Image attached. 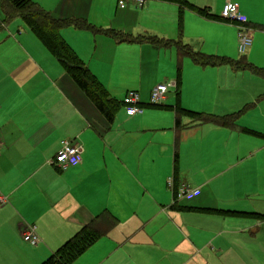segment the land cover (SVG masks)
I'll use <instances>...</instances> for the list:
<instances>
[{
	"label": "crops",
	"instance_id": "1",
	"mask_svg": "<svg viewBox=\"0 0 264 264\" xmlns=\"http://www.w3.org/2000/svg\"><path fill=\"white\" fill-rule=\"evenodd\" d=\"M33 1L55 17L93 18L91 24L99 30L155 35L181 41L194 51L217 53L226 52L212 41L224 38L229 27L221 11L230 1L240 6L253 42L254 31L255 37H264L257 26L264 24V0H188L219 18L185 8L181 27L178 4L148 0L143 8L153 20L129 28L123 20L143 14L136 4L97 1L104 13L96 16L91 14L95 0ZM4 13L0 8V195L7 200L0 206V264H11L10 259L13 264H40L96 215L106 213L114 217V227L70 264H264V133L242 119L230 128L189 117L177 130L174 107L219 110L214 101H220L224 86L225 78L218 76L223 67L260 75L230 65H197L175 45L118 42L103 32L91 40L90 29L63 27L60 33L67 42L71 37L65 31L88 41L70 44L113 98L114 70L128 62L120 53L137 51L141 76L138 83L121 77L124 88H132L120 96L137 89L143 110L133 116L124 113L115 132L121 143L111 144L108 135L116 116L109 125L38 35L17 20L22 17L5 23ZM233 24L238 48L239 23ZM159 66L168 70L164 78L176 86L179 76L180 84L169 90L164 105L151 106L148 99L156 82L147 86L143 78ZM186 70L216 71V76L207 87L191 85L185 93ZM63 140L82 146L79 165L60 169L51 163ZM170 177L199 193L175 198ZM31 226L40 242L31 244V254H22L23 232Z\"/></svg>",
	"mask_w": 264,
	"mask_h": 264
},
{
	"label": "trees",
	"instance_id": "2",
	"mask_svg": "<svg viewBox=\"0 0 264 264\" xmlns=\"http://www.w3.org/2000/svg\"><path fill=\"white\" fill-rule=\"evenodd\" d=\"M174 2L179 5V27L182 26L183 11L190 9L199 15L218 19L217 15L209 12L207 8L198 7L188 0H164ZM9 16H20L28 24L31 30L38 35L49 51L59 60L65 72L74 82L75 86L91 101L96 110L112 125L117 111L123 101H119L110 95L107 88L90 71L84 61L73 50V48L62 37L60 30L68 25H73L77 29H90L94 33L103 32L114 37L118 42H142L148 41L157 45H175L178 47L180 55H189L193 62L200 66H222L230 65L234 70L251 69L261 77H264V67H256L250 61L239 58L234 59L228 56L207 54L205 52L194 51L191 46L184 45L181 41L175 42L171 39L160 38L155 35L132 36L114 30H99L86 20L80 18H59L50 11L33 0H2ZM258 28L264 30V24H257ZM245 61V63H243ZM243 63V65L241 64ZM179 76L176 79V88L180 84ZM151 106H161L162 104H150ZM175 128L180 130L183 126L182 119L189 117L198 123H213L220 126L235 128L238 126L240 113L216 114L195 109H188L179 104L175 106ZM173 108V107H172ZM178 143L175 142L174 165L178 163ZM177 186L174 180V194ZM176 198V197H175ZM106 216V217H104ZM109 217V218H108ZM107 219V220H103ZM115 225L114 217L108 213L96 215L88 224L84 225L75 235L69 238L63 245L56 249L48 258L40 264H70L81 254H83L105 231Z\"/></svg>",
	"mask_w": 264,
	"mask_h": 264
},
{
	"label": "rangeland",
	"instance_id": "3",
	"mask_svg": "<svg viewBox=\"0 0 264 264\" xmlns=\"http://www.w3.org/2000/svg\"><path fill=\"white\" fill-rule=\"evenodd\" d=\"M97 1H101L105 3L106 0H95V2ZM99 3L100 2L95 3V6L92 7L91 14L96 15V16L103 15L104 12H103V9L99 6ZM145 3L147 5L148 0H145L144 4ZM144 4L142 6L137 5L138 7H142V8H137L138 12L143 11L142 15H140L139 17L130 15L128 18L123 20L122 25L129 28V27H132L135 23L140 22V20L151 22L153 20L152 18L153 14H149V12L146 11V8L145 7H144L145 9L143 8ZM0 8L1 10L2 9L6 10V7L1 2H0ZM9 12L10 11H8L7 14L4 13L6 17L5 23L11 21L12 18H14V16H11V17L9 16L10 14ZM17 20H19V22H25L23 18L22 19L20 18ZM89 20H88L89 23H94L93 18H90ZM233 22L237 23L236 21H233ZM233 22L230 21L227 23L229 24V27L225 29L224 31V38L222 37L223 38L222 41H221L222 38L219 40L212 41V43H214L215 46H220L221 50H224L226 52L225 53L206 52V51L204 52L210 53V54L224 55V56L226 55L234 59H239V58L248 56L247 59L253 62L254 65L264 67V37H261V36L255 37L257 32L254 31L255 32L254 33L255 43L253 42L252 44L253 50H251L252 47L250 48L252 52L249 50L247 53L242 54L238 51L237 43L233 44L234 38H233L232 33L236 27V24H233ZM230 27H233V28H230ZM66 28L75 29V27L72 25L65 26L64 29ZM65 32H67L70 35L71 37L70 43L72 45H73V41L75 40L83 44H86L88 42L87 40L79 38L77 32L76 33H74L73 31H65ZM91 33H92L91 40H93V37L95 34L93 31H91ZM67 43L71 46L69 42ZM205 46L207 48L210 47L207 41L205 43ZM250 53L252 54L253 57H250ZM119 57H121L120 58L121 60L128 59V62L125 63L124 65L116 66L114 70V75L116 79L112 83L114 91L113 92L111 90L110 91L112 92L111 94L113 96H116V98L118 97L123 101L124 97L120 96L121 93L125 89H131L132 87L124 88L125 86L123 84V79H121V77L135 79L138 83V80L141 74H140V68H139V59L137 58L136 50L131 51V52L130 51L121 52ZM243 63H245V61ZM243 63L241 62L242 65ZM225 70L226 69L223 67L218 75L220 79L225 78L224 86L221 87V95H220L221 102L217 100L214 101V105H217V102L220 103V104L218 103L219 110H211L210 112H214L216 114L225 113V112L238 113V114L240 113L239 120L242 119L244 122L248 123L249 125L260 128V132L264 133V77H259L253 74L249 70L240 71L236 73L233 72L232 69H227L229 71H225ZM167 71L168 70H163L162 67L159 66V68H156L153 70V74H149V75L145 74L143 78L145 85L148 86V85L154 84L155 82H156L155 85H157L161 83V81L173 82V80L170 79L169 77L164 78ZM215 72L216 71H214V73L210 75L209 72L201 74V73H196L192 71L188 72L186 70L185 76H184L185 93H188L190 91L191 85H195L198 88L207 87L211 82V78H214L216 76ZM175 88H176L175 86L170 87L169 89L170 92H174ZM227 97L228 99L226 100ZM150 102H151V99L149 97L148 103ZM220 109H223V110H220ZM125 112H126V107L124 105H121L116 115V121H115L116 125L114 127L115 129L111 131L108 135V137L112 136L111 142H109L111 144L114 142L121 143L120 138L116 136L115 132L117 130L116 128H118L117 124H120L121 120L125 118L124 116ZM22 240L23 242H25V244L24 245L22 244L21 253L27 254V255L31 254L33 246H31V244H29L28 242L24 241V239ZM47 255L48 254H46V256ZM8 261H10V263L13 264V260L10 259Z\"/></svg>",
	"mask_w": 264,
	"mask_h": 264
},
{
	"label": "built area",
	"instance_id": "4",
	"mask_svg": "<svg viewBox=\"0 0 264 264\" xmlns=\"http://www.w3.org/2000/svg\"><path fill=\"white\" fill-rule=\"evenodd\" d=\"M145 0H118L119 6H127L136 4L142 6ZM221 18L231 22L236 21L239 24L238 28V51L245 54L246 51L252 46L253 40L251 36V28L247 24L246 17L242 14L240 6L237 3L227 1L221 11ZM175 86L173 82H162L154 86L150 93L151 102L149 104H162L169 92L170 87ZM123 104L126 107L128 115L133 116L143 110L140 94L136 90H129L123 98ZM82 146L70 140H63L61 147L56 153L51 163L60 169H67L68 167L77 166L82 162ZM168 185L174 189V179H168ZM199 189L191 188L186 184L177 186L176 198H182L188 195H196ZM6 197L0 195V206L6 203ZM35 227L31 226L23 232V238L26 242L37 245L40 242L39 236L35 231Z\"/></svg>",
	"mask_w": 264,
	"mask_h": 264
}]
</instances>
